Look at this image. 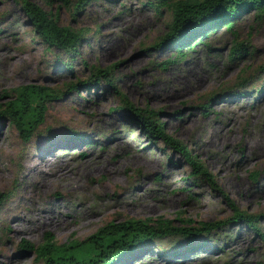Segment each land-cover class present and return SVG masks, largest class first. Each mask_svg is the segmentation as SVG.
I'll use <instances>...</instances> for the list:
<instances>
[{
	"label": "rangeland",
	"instance_id": "1",
	"mask_svg": "<svg viewBox=\"0 0 264 264\" xmlns=\"http://www.w3.org/2000/svg\"><path fill=\"white\" fill-rule=\"evenodd\" d=\"M28 1L83 39L73 57L50 48L22 0H0V105L28 84L65 93L48 103L28 143L9 119L0 121V192L8 194L0 264H44L22 243L37 247L47 233L63 244L131 218L196 228L231 221L229 199L258 219L232 220L198 241L141 243L114 264H264V21L246 14L231 30L196 38L180 57L162 43L171 10L150 0ZM98 69H110L111 85L67 92ZM119 92L156 111L218 185L135 123Z\"/></svg>",
	"mask_w": 264,
	"mask_h": 264
},
{
	"label": "trees",
	"instance_id": "2",
	"mask_svg": "<svg viewBox=\"0 0 264 264\" xmlns=\"http://www.w3.org/2000/svg\"><path fill=\"white\" fill-rule=\"evenodd\" d=\"M22 3L31 26L48 47H56L70 57L77 53L83 39L82 32L60 25L57 14L46 12L36 3L28 0H22ZM150 3L171 10L173 17L170 30L162 43L175 48L180 57L184 56L185 48L195 46L210 31L224 25L231 30L236 20L246 14H253L256 20L264 21V0H150ZM196 38H199L197 42ZM72 65L70 60L66 69L71 70ZM110 72V69H98L92 79L71 83L67 92L77 90L79 86H98L103 81L111 85L112 79L108 78ZM64 94L43 85L28 84L17 87L5 107L0 105V121L9 119L28 143L40 133V128L45 124L48 103ZM119 94L125 103L123 108L134 116L135 123L150 136L161 139L170 148L181 152L192 167L194 175L204 177L213 186L218 185L213 174L192 155L188 147L169 134L163 123L157 121L156 111L135 107L121 92ZM70 133L78 137L75 131ZM252 176L255 179L258 177L257 173ZM7 198L8 194L0 192V205ZM228 201L234 210L231 218L233 221L253 223L258 219V215L245 214L232 200ZM227 222L202 221L200 227L196 228L178 226L172 219L165 217L155 220L131 218L121 223L109 222L83 240L74 239L63 244L56 243L54 236L47 233L41 245L36 247L30 241H24L22 249L34 251L44 264H114L141 243L180 241L181 238H186L189 242L198 241L203 234H209Z\"/></svg>",
	"mask_w": 264,
	"mask_h": 264
}]
</instances>
